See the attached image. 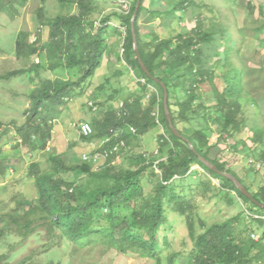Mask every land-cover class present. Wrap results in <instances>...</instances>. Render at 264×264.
<instances>
[{"label":"trees","instance_id":"1","mask_svg":"<svg viewBox=\"0 0 264 264\" xmlns=\"http://www.w3.org/2000/svg\"><path fill=\"white\" fill-rule=\"evenodd\" d=\"M136 1H132L127 13L113 10L98 20L90 17L91 7L82 0L78 1L77 14L58 15L46 21L49 37L45 57L50 64L44 66L38 61L28 68L0 75L1 80L8 81L23 74L38 75L46 67L52 70L61 67L76 76L74 80H43L39 89L29 94L31 106L24 114L22 125L13 124L10 129H3L0 122V175L6 172L3 146L10 141H14V150L21 146L30 153L45 150L51 138L48 122L61 113L76 91L84 90L86 82L101 67L107 51L105 34L111 23L116 25V32L123 31L121 58L132 72L139 91L124 99L117 108L108 109L96 118L91 124L93 134L82 138L100 142L108 139L98 149L103 153L117 143L130 146L149 131L159 129L156 153L151 157L139 154L134 159L137 167L126 170H115L111 166L114 153L108 157V164L99 170H93L91 162L65 166L52 154L48 157L51 171H42L37 164H31L30 170L35 172L37 203L29 205L21 215L14 212L0 216L6 219L5 227L0 229V239L9 232L24 239L33 234L38 225H45L51 240L58 231L59 238H65L76 246L100 243L119 254L148 258L153 264H174V254L163 260L162 250L168 242L158 233L171 212L184 220L193 240L194 248L187 257L188 264H264V209L243 196L229 179L199 161L202 157L218 171L234 176L259 205H264V175L254 191L217 158L220 152L216 149L218 143L234 140L249 130L252 133L249 152L264 159V151H259L264 130L257 124L249 125L244 113L243 72L246 69L232 64L233 47L224 44L226 33L207 32L200 20L171 37L155 35L149 41L143 39L139 25L143 12L148 13L149 22L160 18L167 23L163 25L170 28L185 20L189 8L195 10L199 7L194 0H141L133 23L137 55L131 32ZM147 1L152 8L163 5L164 1L168 8L147 9L144 5ZM248 5L250 10L251 2ZM42 11L39 8L37 15L41 16ZM27 49L28 57L36 53L30 46ZM212 49L214 54L210 56L208 53ZM21 52L19 48L17 54ZM138 58L148 75L141 69ZM217 67L222 69L219 75L216 74ZM218 78L221 88L215 82ZM105 82L108 83V79ZM161 84L166 88L167 111L180 138L169 128ZM103 87H97L96 92ZM149 87L154 91L149 93L147 104H143ZM205 92L211 94L207 100L202 97ZM93 105L97 107L99 103L94 102ZM212 134L217 137L215 144H211L209 139ZM194 166L202 171L192 169ZM60 169L78 170L98 182L91 189L66 182L57 177ZM146 177L155 178L153 190L147 196L143 194ZM195 178L199 180L194 183ZM211 179L217 180L219 187H215ZM212 190L225 196L233 192L235 198L246 206L247 224L242 230L237 231L238 218L233 217L204 228L198 235L194 234L196 208L193 199ZM231 199L229 197L228 201ZM255 223L258 228L252 226ZM262 227L259 239L253 240L251 235ZM8 258L6 254H0V264H10ZM27 260L25 258L17 264H25Z\"/></svg>","mask_w":264,"mask_h":264},{"label":"rangeland","instance_id":"2","mask_svg":"<svg viewBox=\"0 0 264 264\" xmlns=\"http://www.w3.org/2000/svg\"><path fill=\"white\" fill-rule=\"evenodd\" d=\"M15 1V2H14ZM80 0H0V75L13 70L28 68L39 61L47 66L45 53L48 50L49 27L46 21L58 15L69 16L77 14ZM93 10L91 18L98 20L102 15L113 10L122 11L124 4H131L133 0H82ZM160 1V0H158ZM198 8H189L185 13V20L172 27H167L160 18L151 22L148 13L143 12L139 19L140 31L144 40L149 41L153 36L160 38L171 37L178 31H184L200 20L207 32L224 31V44L233 47L231 62L237 67H244L243 82L245 84L244 113L249 125L257 124L264 130V0H194ZM248 2L252 6L249 10ZM147 9L165 10L166 2L157 7H151L147 1ZM42 8L41 16L37 10ZM105 34L107 51L102 65L95 75L84 85L83 91H76L67 102L61 113L48 125L51 126V138L45 150L30 153L25 146L14 150V141L3 146L6 172L0 175V216L5 214H23L29 205L37 203V190L34 186L35 172L30 170L31 164H37L42 171H51L48 161L50 154L63 161L65 166H75L84 162L85 154L91 162L93 170H99L108 164V158H103L98 152L102 143L98 140H85L79 134V125L87 122L90 125L96 118H100L108 109L117 108L120 103L134 93H138L134 76L122 60L123 31L116 32V25L110 24ZM22 52L17 54L16 47ZM27 46L34 48L35 54L27 56ZM214 49L209 51L212 56ZM47 61V62H46ZM52 63L55 60H51ZM222 73L220 67L216 74ZM56 78L64 80L76 79L75 74L63 68L54 70L46 67L38 75H21L10 80L0 79V122L4 128H11L13 124L22 125L25 112L31 106L29 94L39 89L43 80ZM108 79V83L105 81ZM216 84L221 88L220 79ZM103 85V90L96 92L97 87ZM154 89L149 87L142 103L147 104L149 93ZM210 93H203L207 100ZM90 102H98L97 109L90 107ZM2 129V130H3ZM161 131V128H160ZM159 129L146 133L142 139L130 146L121 147L111 158V166L115 170L135 169V158L139 154L151 157L156 153L155 141ZM249 130L237 135L234 140H225L217 145V158L232 170L254 191L257 190L264 175V159L251 155L248 148L252 145ZM211 144H215L217 137H209ZM259 151H264L263 144ZM155 155V154H154ZM156 156V155H155ZM157 161H155V164ZM255 164V165H253ZM192 169L202 171L198 166ZM158 173V170H155ZM58 178L93 188L97 180L80 171L58 170ZM198 178L193 179L197 182ZM155 178L146 177L143 180V194L149 195L154 186ZM215 187L219 182L211 179ZM232 198L229 202L228 199ZM196 214L193 216L194 234H200L204 228L215 223H222L237 217V231L246 226V206L241 203L233 192L228 196L215 190L205 196L193 199ZM167 223L159 230V235L165 237L168 246L162 250L163 260L166 261L173 254L174 264H188L187 257L193 250V240L189 237L188 228L177 214L168 213ZM5 218H0V229L5 227ZM203 225V227H202ZM258 228V224L252 225ZM45 225H38L36 231L22 239L10 232L0 239V254H6L10 264H17L27 258L25 264H153V261L138 255L119 254L103 244L76 246L65 238H59L55 231L51 240ZM262 229L256 235L260 236ZM160 237V238H161Z\"/></svg>","mask_w":264,"mask_h":264},{"label":"water","instance_id":"3","mask_svg":"<svg viewBox=\"0 0 264 264\" xmlns=\"http://www.w3.org/2000/svg\"><path fill=\"white\" fill-rule=\"evenodd\" d=\"M140 2L141 0H137L136 1V5H135V10H134V13H133V16H132V19H131V32H132V39H133V46H134V50L136 52V54L138 55V52H137V48H136V42H135V34H134V29H133V23L135 21V18L137 16V12H138V9H139V6H140ZM138 61H139V65L141 67V69L148 75V71L146 69V67L144 66V64L142 63V61L138 58ZM161 87L163 89V93H164V96H163V106H164V109H165V115H166V119H167V122H168V125H169V128L170 130L172 131V133L179 137L180 138V135L178 134L177 130L174 128L172 122H171V118H170V114L169 112L167 111V91H166V88L163 84H161ZM192 149V147H191ZM199 161L205 165L207 168H209L210 170L216 172L217 174H219L220 176L224 177V178H227L229 179L233 185L235 186V188L245 197H247L248 199H250L254 204L258 205L260 208H263L264 209V205H259L253 198L252 196L249 194V192L245 189V187L234 177L232 176L231 174H227V173H223V172H220L217 170V168L212 164L210 163L209 161H207L206 159L202 158V157H199Z\"/></svg>","mask_w":264,"mask_h":264},{"label":"built area","instance_id":"4","mask_svg":"<svg viewBox=\"0 0 264 264\" xmlns=\"http://www.w3.org/2000/svg\"><path fill=\"white\" fill-rule=\"evenodd\" d=\"M124 9H125V10H122V11L125 12V13H127V12L129 11V9H130V4H129V3L124 4ZM122 52H123V49H122V51H121V54H122ZM141 82H144V81L141 80ZM89 105H90V107H91L92 109H94V110L97 109V107L94 106L92 102H90ZM131 131H133V129H131ZM79 134H80L82 137H84V138L90 137V136L93 134V129H92L91 125H90L89 123H87V122L81 123V124L79 125ZM107 141H108V139H106L104 142L102 141L101 143L103 144V143H105V142H107ZM121 147H124V143H123V142H121V143H119V144H118V143L115 144V145L112 147V149H111L110 151H105V152H103V153H100V155H101L103 158H108L111 154L118 152L119 149H120ZM82 160H83L84 162H86V161L89 160V158L84 154V155L82 156ZM255 217H256V216H255ZM251 238H252L253 240L257 241V240L259 239V236H257L256 234H252V235H251Z\"/></svg>","mask_w":264,"mask_h":264},{"label":"crops","instance_id":"5","mask_svg":"<svg viewBox=\"0 0 264 264\" xmlns=\"http://www.w3.org/2000/svg\"><path fill=\"white\" fill-rule=\"evenodd\" d=\"M15 47H16L15 49H16V51H17V50H18V48H17V46H16V45H15ZM0 52H1V50H0Z\"/></svg>","mask_w":264,"mask_h":264}]
</instances>
